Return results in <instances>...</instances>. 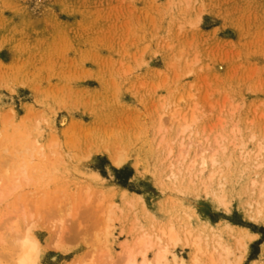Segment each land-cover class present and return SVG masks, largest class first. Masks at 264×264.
I'll list each match as a JSON object with an SVG mask.
<instances>
[{
	"label": "rangeland",
	"instance_id": "374dc122",
	"mask_svg": "<svg viewBox=\"0 0 264 264\" xmlns=\"http://www.w3.org/2000/svg\"><path fill=\"white\" fill-rule=\"evenodd\" d=\"M29 106L30 120L24 118ZM11 109L14 117L6 118ZM193 116L192 135H182L178 128ZM72 122L84 128L67 131ZM17 133L25 148L36 138L43 142L44 159L40 148L26 159L45 171L0 199V237L9 239L12 228L23 231L34 219V233L46 247L41 264L77 256L90 260L79 264L113 263L127 227L170 220L195 227L229 221L258 233L243 262L250 264L261 254L264 224L248 216L249 179L264 167L242 155L255 146L253 133L264 136V0H0V152L9 161L28 152L13 141ZM207 135L225 146L211 188L225 192L227 205L208 195L198 162L171 175L180 168L181 139L191 149H185L187 164L203 152ZM94 142L117 147L125 162L118 166L108 154L93 152ZM111 187L142 199L127 202ZM53 217H64L63 225ZM106 218L114 226L109 254L96 241ZM58 236L64 249L48 246ZM176 252L189 256L187 249ZM235 252L232 259L242 253Z\"/></svg>",
	"mask_w": 264,
	"mask_h": 264
},
{
	"label": "bare ground",
	"instance_id": "6f19581e",
	"mask_svg": "<svg viewBox=\"0 0 264 264\" xmlns=\"http://www.w3.org/2000/svg\"><path fill=\"white\" fill-rule=\"evenodd\" d=\"M14 114L15 113H13V110L11 109V110H9L8 114H6V118L7 117H9V118L14 117ZM32 114H33V110L31 108V106H29L27 108L26 114L24 115V118H28V117L32 116ZM174 114H175L174 116H176V114H178V112L174 113ZM195 117H196V115H195ZM195 117L193 116L191 118V121L186 120L188 118L185 119V117H184L185 121H183V123L180 125V128H178L179 132L182 135H185L189 132L192 135V131H193L194 127H196L193 125L196 121ZM3 118H4V114H3ZM9 120L12 121L11 119H9ZM28 120H30V119L28 118ZM15 124H17V123H15ZM15 124H14V126H15ZM8 125H10V124H8ZM17 125H20V124H17ZM17 125H16V127H17ZM195 125H196V123H195ZM81 128H84V126L82 124H80L78 122H72L67 127V131L72 130V129H81ZM17 134H18V136L16 135L15 136L16 138L13 141H16L15 143L17 144L19 150L21 149L23 151L24 149H28V152H27L28 154L27 153L24 154L22 152L24 156L27 154L25 156V158H24V156H21L22 154H20V156L22 158L18 157L19 160H17V159L14 161L12 160L13 162L10 160L12 163H9V164L11 166L14 165L13 168L11 169L9 167V164H7V161H5V157H7L8 162H10L9 158H8L9 155L7 156V154L5 155V153L0 152L1 155L2 154L5 155V156L0 155L1 156V158H0V166H1L0 172L2 174V175H0V199L2 197L4 198V196L7 197L8 194L10 195L11 192L14 191V189H17L18 185L20 186V184H21L20 181H23V182L28 181L35 174L38 176L41 175V177L44 175L43 174V172L45 171L44 165L41 166V163L40 164L38 163V166L36 167L38 169L35 170L36 169L35 166L31 167V162L28 159H26L27 156L32 155L31 154L32 152H34V154H35V151L39 148H40L39 153L41 155V156H39V158L42 157L44 159L46 152L44 151L45 148L42 144L43 142L40 140L38 142V140H36L37 139L36 138L33 141L31 140L30 141L31 143L29 142V144H31L30 147H29V144L27 145L25 143V145L28 147V148H25L23 143H24V140H26V139L21 136L23 134H21V133H17ZM19 134H20V136H19ZM10 136H11V138H9V139H11L10 142H12L13 137H12V135H10ZM28 137H29V135H28ZM225 137H222L221 139L227 140L228 137L227 136H225ZM223 138H225V139H223ZM56 140H52V141L56 142ZM174 140H176V139H174ZM198 140L200 141V139H198ZM205 140H206L207 144L204 145V147L205 146L206 147L203 149V152H201L199 154L194 153L195 154V155L193 154L194 157L191 159L190 162H188L186 164L185 161H186L187 156L185 154L186 153L185 149L189 148L190 145H189V147H186V144L184 143L183 138L181 139V141L179 142L180 147H179V152H178V157H177V162L180 165V168L178 171L173 169L171 172V175L178 177L179 175H177V174L179 172L182 173L185 170H192V168L194 166H196L195 164L198 162L200 167H201L199 169L198 173H206L205 179H204L205 180L204 185H205V188H206L208 195H212L219 203L221 202V204H222V203H225V198H226L225 192L223 193L222 189L219 190V191H221L220 193L215 192L211 188V183L213 181H215L214 180V179H216L215 177L220 172L216 168V166L219 164V160H221V159L218 160L217 156H218V153L221 149L220 147H222L224 149L225 146H222L223 142L218 138V136L215 137V139H213V138H210L209 135H207L205 137ZM251 140H254L255 146L252 147V149L245 151L242 156H245L247 158L249 156H254L255 162H256L255 167H257V168L264 167V136L258 137L257 134L253 133L251 135ZM7 141H5V142L7 143ZM40 142H42V143H40ZM6 143H4V144H6ZM38 143H40V144H38ZM94 143L95 144H93V147L92 146H91L92 148L90 147L91 150L93 149V152L108 154V156L111 158V160L118 166H120L121 164H123L125 162V160H126L125 154L121 150L117 149V147L108 145V142H107V144L97 143V142H94ZM173 143H174V141H173ZM234 143H236V142H234ZM11 144L13 145V143H11ZM197 144L198 143H196V145ZM200 144H201V141H200ZM49 145L50 144H45V146H49ZM51 145H52V143H51ZM228 146H229V144H228ZM171 147L169 148L168 152L170 154L172 153V155H173V149H172L173 147L172 148ZM202 147L203 146H201V148ZM245 148H247V147H245ZM48 149H49V147H48ZM190 150L191 149L189 148V151ZM29 151L31 153H29ZM11 152H13V151H11ZM52 152H53V145H52ZM52 152H50V153H52ZM196 152H197V150H196ZM50 153H48V154H50ZM189 155H188V157H189ZM17 156H19V154ZM47 156L48 155L46 154V158H47ZM14 157L16 158L15 155H14ZM32 157H34V156L32 155ZM32 157H31L32 161L37 160V159H33ZM37 157H38V154H37ZM10 159H12V157ZM20 159L23 160V162H19V161H21ZM24 159H26V160H24ZM248 159H250V158H248ZM241 160H243V159H241ZM244 161H246V160H244ZM14 162H17V163H14ZM219 165H221V164H219ZM32 168L34 171L31 170ZM254 170H255V168H254ZM260 173H262V171ZM91 175L97 179H100L101 181H105V178L100 176L97 172H92ZM258 175H259V173L258 172L256 173V170H255L254 175L249 179L251 182V185H252L253 192H252V196H251L250 200L247 201V205H248L247 212H248V216L252 220H254L256 222L257 221L262 222L264 224V172H263V174L259 175L260 177H258ZM35 177L36 176H34V179H37ZM22 184H24V183H22ZM220 184L223 185V182L222 183L220 182ZM91 188H93V186ZM91 188H90V190H91ZM111 189H113V188L111 187ZM113 190H115V189H113ZM115 191H116V193L120 192V194L123 196V198H125L127 200V202H130V201L133 202L135 199H142V194H140V193L129 194L128 190L125 188H121L119 190L117 189ZM37 203H38V201H37ZM22 210H23V208H22ZM24 211H25V209H24ZM112 211L113 210L111 209V212L110 211H108V212H110L112 214ZM19 213H18V215H19ZM26 213H27V211H26ZM32 214H33V212H32ZM58 214H59V212H58ZM29 217L30 216L24 217V218H27V219H25V221L26 220L28 221ZM31 217H33V216H31ZM34 218H35V216H34ZM54 218H56V217H53V219ZM107 218H110V217L107 215ZM107 218L105 221H107ZM2 219H4L3 216L0 217V224H2ZM57 219L58 218H56V221H57ZM103 219H105V218L103 217ZM33 220L34 219L27 222L26 226L23 227L24 230L22 229L23 231L20 230L21 225H20V227H18L20 229H18L17 226H16V228H12L13 233H11L9 239L3 238L2 236H1L2 238L0 237V241H1L0 243L1 244L3 243V245L0 247V250H1L0 251V264H41V260H42L43 254H44V249L46 247L42 246L39 238L34 233V226L32 224ZM199 220H200V218H199ZM60 221L62 223L60 225H63L64 217L61 218ZM104 224H105V226H104ZM180 224H181V221H180ZM24 225H25V223H24ZM181 225H177L172 220H170L165 225H159V226H157L155 223L152 224L151 226H147V227L144 226L143 224H139V223L131 224L129 227H127V232H128L127 234L129 236L127 238H125L124 240H122V242L120 241L121 242L120 243L121 251L120 252L117 251V252H119V254L117 253L118 259L114 260L115 257L114 258L110 257V256H112V254H111L109 256V258H111L110 261H113V260L114 261H113V263L110 262V264H243L246 253L248 252L250 243L252 241H254L256 238H258V233H255V232H253V231H251L245 227L238 226L237 224L231 223L229 221H221L220 223L213 224L210 220H205V221H202V224H200L198 227H195L191 223H188V222H185V224H181ZM103 226H104L103 235L100 237L101 234L97 233L100 238H97L96 241H100L103 244V248L105 247L106 251L107 250L110 251L112 249L113 235H114L112 233L113 231H111L112 225H110L109 221H107V224L103 222ZM112 227H114V226H112ZM221 229H225L228 232L229 239H231L233 241V243L235 244L234 247L231 246L232 244L229 245V244H227L228 242L226 243L224 241L223 235H222V233H220ZM207 230H209V232L212 233L213 241L209 240V238L211 236H210V233H206ZM61 237L62 236H58V237H55V239L49 240L48 246H51V244H52L53 245L52 248H54V249H55V247L57 249H64V245H63L64 240H62ZM99 247H98V249H99ZM179 247L181 249H187L189 252V256L188 257L180 256L176 252L177 248H179ZM103 248H101V249L103 250ZM105 248H104V252H103L104 254L106 253ZM236 249L242 251V253L240 255L237 254L238 256H236L232 259L231 255H233V256H234V254L236 255V252H235ZM109 251H107V254H109ZM91 252H93V251H91ZM103 253H102V256H104ZM110 253H111V251H110ZM151 253H153V256L150 255ZM87 255L89 256V252L86 253V256ZM90 259H92V258H90ZM82 261H86L83 258V256H77L72 261H69L66 264H79ZM87 261L89 263L90 260L88 259ZM87 261L85 263H87ZM250 264H264V244L262 245V251H261L260 256L252 259Z\"/></svg>",
	"mask_w": 264,
	"mask_h": 264
}]
</instances>
